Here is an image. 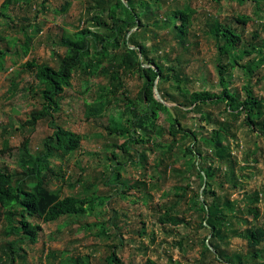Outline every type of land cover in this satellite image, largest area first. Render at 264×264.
Listing matches in <instances>:
<instances>
[{"label": "rangeland", "instance_id": "1", "mask_svg": "<svg viewBox=\"0 0 264 264\" xmlns=\"http://www.w3.org/2000/svg\"><path fill=\"white\" fill-rule=\"evenodd\" d=\"M5 1L0 0V53H5L0 63V171L17 177L33 167L45 151V142L54 137L47 122L27 124L40 107L34 71L24 64L36 61L59 69L67 55L66 44L84 28L97 29L86 13L94 0H13L2 10ZM143 1L145 5L131 0L142 15V27L130 32V48L145 47L147 57L140 56L144 64L158 61L163 77L157 81L161 93L158 88L157 92L164 96L180 132L170 134L169 116L162 113L139 145H131L128 152L119 149L126 140L107 129L111 123L129 127L135 111L147 113V105L139 100L145 81L124 69L120 102L106 105L110 77L102 72H115L129 51L121 40L120 48H110V54L99 61L91 44V57L72 72L71 85H64L59 95L55 123L75 135L78 148L67 157L48 158V171L43 173L45 188L58 199L94 197V201L84 216L51 224L31 219L41 228L38 242L21 246L26 257L15 264L78 260L107 264L113 251L122 264H264V242L250 249L246 240L250 232L264 231V0ZM185 8L190 10L189 25L187 34L179 35L174 24L181 21L172 11ZM118 14L128 18L129 12L122 9ZM241 15L248 17L246 25L236 23ZM103 20L112 23L107 17ZM215 22L229 23L243 34L242 46L228 57L233 68L226 76L238 103L246 99L245 87L258 101L255 127L246 125L244 114L226 111L225 104L195 106L188 100L193 93L222 92L211 34ZM250 42L261 46V52L247 57L243 45ZM244 65L252 68L246 70ZM102 103L103 110L96 113ZM177 111L182 113L176 115ZM212 131L218 132L224 154L217 149L222 161L210 190L215 197H203L196 157L186 151L190 146L193 151L203 148L196 145L198 139L209 138ZM203 149L205 155L215 153ZM212 166L218 167L215 161ZM178 187L183 191L177 193ZM203 201L216 204L222 216L213 222L214 234L213 224L203 223L204 215L197 210ZM168 210L182 224L162 225L159 218ZM9 230L0 217V264H10L6 248L15 239Z\"/></svg>", "mask_w": 264, "mask_h": 264}, {"label": "trees", "instance_id": "2", "mask_svg": "<svg viewBox=\"0 0 264 264\" xmlns=\"http://www.w3.org/2000/svg\"><path fill=\"white\" fill-rule=\"evenodd\" d=\"M48 0H44L46 3ZM126 1V2H125ZM214 3H220L222 0H212ZM13 0H6L2 6V10L7 9ZM129 3V4H128ZM141 5H145L143 0H140ZM66 7H69L66 6ZM65 7V9H66ZM129 12L128 18H122L118 12L120 10ZM88 21L95 23L97 31L93 32L90 28H84L77 33V39L70 44L67 43L68 51L66 57L62 60L59 69H55L46 63H37L36 61H28L24 67L34 71V78L37 81V93L39 98V109L35 111L31 120L27 122L30 127H35L39 122H47L48 127L54 131L53 136L45 142V151L43 155L37 158L31 169H27L24 173H18L17 177L10 173L0 171V217L7 226L10 227L9 232L15 239L13 242L8 243L7 252L10 254L8 261L10 264H15L16 261H22L26 257L25 250L21 247L26 245H35L38 242V233L41 230L40 226L34 225L31 219H38L42 224L56 223L64 218L73 216H84L87 214L86 207L91 205L94 197L87 199H74L65 198L60 200L56 195L49 193L44 186L47 170L46 160L53 155L67 157L78 148V143L75 135L69 131H65L56 126L57 115L60 114L59 95L63 92L64 85H71V75L76 69L82 68L83 63L87 58L91 57V44L95 45V59L101 61L107 57L110 48H120V42L129 51V55H124L123 63L119 64L115 72L104 70L102 72L106 78L110 77L109 87L106 89V105H113L119 103V96L122 90L123 78L122 72L128 69L133 74L140 75L145 81L143 92L140 96V101L145 103L148 107L147 113L140 115L134 112L133 119L129 127L117 123H111L107 129L111 135L121 139H125L126 143L119 149L128 152L131 145H139L143 139V135L149 134V127L154 130V126L150 124L156 122L159 114L166 113L169 116L170 134L173 136L179 133V123L177 119L172 116L170 109L158 101L155 95L154 87L158 88L159 94L161 93L157 81L163 77V70L158 64L157 60H149L144 64L141 57H147L146 49L143 45L134 44L137 50H131L129 35L134 27L140 25L142 27V15L136 12L135 6L131 0H113L112 3H107L106 0H94L90 3L87 9ZM172 15L177 17L181 23L174 24V28L179 35L187 34V26L189 25L190 10L189 8L177 9L172 11ZM110 19L111 25L107 24L103 19ZM248 17L241 15L237 16L236 23L246 25ZM188 24V25H187ZM101 31V32H100ZM211 34L216 41L217 48V72L219 77V85L222 92L220 95H213L209 93H193L189 96V102L195 106L226 105V111L236 112L237 115H245L246 125L255 127L256 122L253 116L256 113L258 101L253 97L249 88L245 87L246 99L244 102L238 103L234 94H231L228 87L226 74L233 66L228 63V57L231 52L238 50L243 43V34L238 32L237 29L229 23L215 22ZM258 33L253 34V38H258ZM131 38V36H130ZM243 54L251 56L256 51L261 52V46H257L254 42L243 45ZM26 53V52H25ZM5 53H0V63ZM89 60V59H88ZM90 64H93L91 60ZM251 69L252 67L246 68ZM172 70V69H171ZM170 70V71H171ZM173 71V70H172ZM161 100H165L161 94ZM127 102V101H126ZM123 102V103H126ZM129 102V100H128ZM130 103V102H129ZM131 104V103H130ZM105 103H102L95 109L96 113L101 112ZM182 112H175L176 115ZM150 125V126H149ZM264 132V122L262 123ZM264 134V133H263ZM190 136V133L187 134ZM28 140L25 141L23 148L27 150ZM197 141H194V144ZM193 144V145H194ZM201 144L203 148L215 150L212 156L205 155L206 152L203 148L192 150V146L186 151V155L196 157L197 177L200 181V186L206 184L202 196L215 197L213 192H210L212 184L216 180V174L221 166L222 158L217 153L219 149L220 154H224L223 147L218 140V132L212 131L211 136L201 137L198 139L196 145ZM214 161L218 167H213ZM230 172V171H229ZM233 173V171L231 172ZM228 173L226 178L231 174ZM120 177V176H119ZM30 188V186H32ZM177 193L183 191L181 188H175ZM200 197V196H198ZM199 213L203 214V223L212 225L218 218L222 219L218 206L216 204L209 205L206 201L201 202L200 207L197 209ZM19 212V214L17 213ZM253 215L256 214L250 211ZM171 210L166 211L160 216L159 222L162 225L177 226L182 224L178 218L171 216ZM202 223V227H206ZM214 234L217 227L212 225L210 228ZM247 245L250 249L256 248L264 242V231L257 229L249 233L246 237ZM116 250V249H115ZM208 250V249H207ZM209 251V250H208ZM258 256V255H256ZM76 264H88L85 261L78 260ZM107 264H122L116 253L113 251L107 260ZM149 264H154L150 262ZM230 264H237L231 262ZM242 264V263H238Z\"/></svg>", "mask_w": 264, "mask_h": 264}, {"label": "water", "instance_id": "3", "mask_svg": "<svg viewBox=\"0 0 264 264\" xmlns=\"http://www.w3.org/2000/svg\"><path fill=\"white\" fill-rule=\"evenodd\" d=\"M154 91H155V95H156V98L158 99V101H160L161 103H163L162 100H161V98L159 97V94L157 92V88L156 87H154ZM205 187H206V184L203 185V189H205Z\"/></svg>", "mask_w": 264, "mask_h": 264}]
</instances>
